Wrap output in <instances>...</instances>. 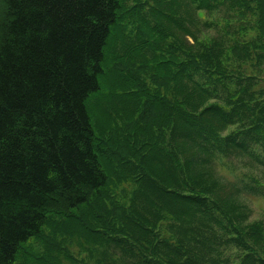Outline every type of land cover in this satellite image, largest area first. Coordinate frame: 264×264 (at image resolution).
I'll return each instance as SVG.
<instances>
[{
  "label": "trees",
  "instance_id": "1",
  "mask_svg": "<svg viewBox=\"0 0 264 264\" xmlns=\"http://www.w3.org/2000/svg\"><path fill=\"white\" fill-rule=\"evenodd\" d=\"M120 6L0 0V264H264V0Z\"/></svg>",
  "mask_w": 264,
  "mask_h": 264
},
{
  "label": "rangeland",
  "instance_id": "2",
  "mask_svg": "<svg viewBox=\"0 0 264 264\" xmlns=\"http://www.w3.org/2000/svg\"><path fill=\"white\" fill-rule=\"evenodd\" d=\"M121 3L120 9L118 10V16L123 11L124 0H119ZM138 1V0H136ZM155 2L157 0H154ZM130 3V2H129ZM155 5V4H154ZM153 10V9H151ZM120 18V17H119ZM117 18V21L119 20ZM117 26V28H116ZM115 28V30H114ZM146 29V28H145ZM118 31V35L125 37L128 41L132 36H134L135 28L130 27L129 25H116L112 26L110 31L107 43L104 47L105 57L108 55L109 49L112 47L113 37H115V32ZM258 75L260 78V85L264 86V65L261 71H258ZM102 86V81H100ZM103 87V86H102ZM104 89V88H103ZM108 90H104L105 93H110L109 98H112V92H107ZM96 92V91H95ZM93 92V93H95ZM130 91L119 92L122 95H130ZM91 98V96H90ZM86 104L89 109V114L91 118L92 124L95 123V112L97 113L96 106L94 107L92 102L86 101ZM216 170L219 175L222 176L225 182L235 183L237 186L241 188V192L239 193L240 200L244 201L249 207L250 210V220H264V195L259 193V188L256 187L254 180H259L264 182V161H258L253 157H249L247 155H243L237 158H230L224 164L219 162L216 163ZM252 186V188H250ZM264 192V191H263ZM39 244L35 239L29 241L26 245L28 250L31 247H37ZM19 262H17L18 264ZM68 264V263H66Z\"/></svg>",
  "mask_w": 264,
  "mask_h": 264
}]
</instances>
